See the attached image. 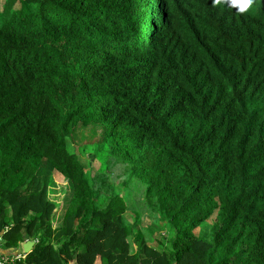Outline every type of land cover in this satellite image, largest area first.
<instances>
[{
	"label": "trees",
	"instance_id": "16d2710c",
	"mask_svg": "<svg viewBox=\"0 0 264 264\" xmlns=\"http://www.w3.org/2000/svg\"><path fill=\"white\" fill-rule=\"evenodd\" d=\"M91 125L157 245L70 143ZM0 236L35 240L18 264H264V0H0Z\"/></svg>",
	"mask_w": 264,
	"mask_h": 264
},
{
	"label": "rangeland",
	"instance_id": "374dc122",
	"mask_svg": "<svg viewBox=\"0 0 264 264\" xmlns=\"http://www.w3.org/2000/svg\"><path fill=\"white\" fill-rule=\"evenodd\" d=\"M91 131H94L97 135L95 137L92 136ZM101 133L102 129L99 125L82 127L70 140V143L76 151L80 152L84 160L90 158L87 160V164L92 170V174L98 172L106 175L105 182L102 183L100 181L102 183L100 185L111 195L110 202L119 198L121 208L124 209L126 206L125 217L129 223L136 225V220L138 221L139 216V228L152 245H157L165 232L160 218L158 215L152 214L151 209L145 204L144 186L136 179L129 177L124 165L121 163H110V148L102 138L99 139ZM78 145L80 146L78 147ZM71 192L72 185L70 181L60 173L55 172L50 186L49 197L56 203V215L59 218L63 215ZM131 239L134 240L133 236ZM132 248L133 250L136 249L135 244H133ZM97 264H100V262Z\"/></svg>",
	"mask_w": 264,
	"mask_h": 264
},
{
	"label": "built area",
	"instance_id": "2783aa9c",
	"mask_svg": "<svg viewBox=\"0 0 264 264\" xmlns=\"http://www.w3.org/2000/svg\"><path fill=\"white\" fill-rule=\"evenodd\" d=\"M57 222V220H56ZM2 237L0 236V264H18V262H21L24 260L28 253H25L23 250L16 254H7L3 253L1 251L3 245H2Z\"/></svg>",
	"mask_w": 264,
	"mask_h": 264
},
{
	"label": "water",
	"instance_id": "95a60500",
	"mask_svg": "<svg viewBox=\"0 0 264 264\" xmlns=\"http://www.w3.org/2000/svg\"><path fill=\"white\" fill-rule=\"evenodd\" d=\"M34 245H35V240L27 237V239L22 242L21 247L25 253H30Z\"/></svg>",
	"mask_w": 264,
	"mask_h": 264
},
{
	"label": "crops",
	"instance_id": "0c3cea01",
	"mask_svg": "<svg viewBox=\"0 0 264 264\" xmlns=\"http://www.w3.org/2000/svg\"><path fill=\"white\" fill-rule=\"evenodd\" d=\"M27 238H25L23 241H25ZM22 241V242H23ZM22 250V247L20 246L17 250L16 249H5L4 247H2V249H1V251L3 252V253H9V254H16V253H18V252H20Z\"/></svg>",
	"mask_w": 264,
	"mask_h": 264
},
{
	"label": "clouds",
	"instance_id": "9594fccd",
	"mask_svg": "<svg viewBox=\"0 0 264 264\" xmlns=\"http://www.w3.org/2000/svg\"><path fill=\"white\" fill-rule=\"evenodd\" d=\"M215 2H219V0H215ZM232 2L235 4L238 2V0H232ZM246 3L250 5L252 3V0H246ZM244 10H245V7L241 5L240 11H244Z\"/></svg>",
	"mask_w": 264,
	"mask_h": 264
}]
</instances>
